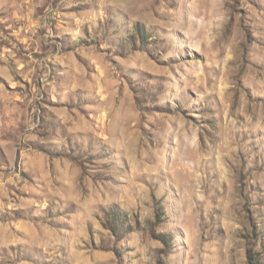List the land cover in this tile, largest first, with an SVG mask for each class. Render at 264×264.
<instances>
[{
	"label": "rangeland",
	"instance_id": "obj_1",
	"mask_svg": "<svg viewBox=\"0 0 264 264\" xmlns=\"http://www.w3.org/2000/svg\"><path fill=\"white\" fill-rule=\"evenodd\" d=\"M249 254L264 0H0V264Z\"/></svg>",
	"mask_w": 264,
	"mask_h": 264
},
{
	"label": "trees",
	"instance_id": "obj_2",
	"mask_svg": "<svg viewBox=\"0 0 264 264\" xmlns=\"http://www.w3.org/2000/svg\"><path fill=\"white\" fill-rule=\"evenodd\" d=\"M248 259H249L250 264H258L259 263L257 258H254V256H252L251 254L248 255ZM253 260H254V262L252 263Z\"/></svg>",
	"mask_w": 264,
	"mask_h": 264
}]
</instances>
